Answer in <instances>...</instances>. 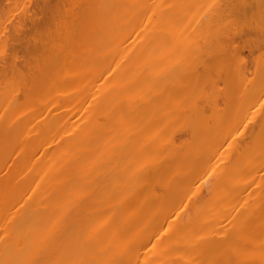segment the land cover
<instances>
[{
  "label": "bare ground",
  "instance_id": "bare-ground-1",
  "mask_svg": "<svg viewBox=\"0 0 264 264\" xmlns=\"http://www.w3.org/2000/svg\"><path fill=\"white\" fill-rule=\"evenodd\" d=\"M93 18L0 84V264H264V0Z\"/></svg>",
  "mask_w": 264,
  "mask_h": 264
},
{
  "label": "rangeland",
  "instance_id": "rangeland-1",
  "mask_svg": "<svg viewBox=\"0 0 264 264\" xmlns=\"http://www.w3.org/2000/svg\"><path fill=\"white\" fill-rule=\"evenodd\" d=\"M97 3L98 0H0V84L10 90L22 77L29 79L44 70L56 73V68L44 67L46 59L63 43L67 26L78 20L80 24L93 21ZM248 41L249 37L237 38L235 45L242 48L248 66L253 69L256 54H250ZM18 95L20 97V93ZM20 99L19 102H23V98ZM247 125L248 135L255 124L247 121ZM188 143L184 137L181 145L185 148Z\"/></svg>",
  "mask_w": 264,
  "mask_h": 264
}]
</instances>
